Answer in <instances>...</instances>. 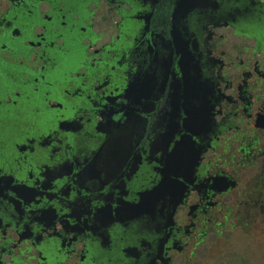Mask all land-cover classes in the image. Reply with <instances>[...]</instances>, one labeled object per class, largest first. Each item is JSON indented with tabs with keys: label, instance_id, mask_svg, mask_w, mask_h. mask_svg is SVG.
I'll use <instances>...</instances> for the list:
<instances>
[{
	"label": "flooded vegetation",
	"instance_id": "flooded-vegetation-1",
	"mask_svg": "<svg viewBox=\"0 0 264 264\" xmlns=\"http://www.w3.org/2000/svg\"><path fill=\"white\" fill-rule=\"evenodd\" d=\"M262 198L264 0H0V264H250Z\"/></svg>",
	"mask_w": 264,
	"mask_h": 264
},
{
	"label": "rangeland",
	"instance_id": "rangeland-1",
	"mask_svg": "<svg viewBox=\"0 0 264 264\" xmlns=\"http://www.w3.org/2000/svg\"><path fill=\"white\" fill-rule=\"evenodd\" d=\"M262 200L264 199L262 198ZM249 228H251L254 233H252L253 231L251 229L246 231L247 228H244L245 231H241V233L230 232L228 240L231 244H235V247H228V251L225 250V252H229L230 254L235 251L239 254L238 257L234 256L228 258L233 261H242L243 255H246L245 259L249 260L250 264H264V214L258 218L254 228L253 226ZM245 236L250 238V242L243 241L246 238Z\"/></svg>",
	"mask_w": 264,
	"mask_h": 264
}]
</instances>
